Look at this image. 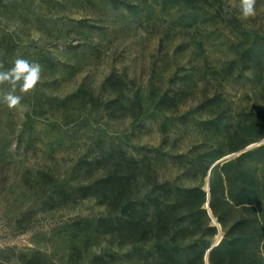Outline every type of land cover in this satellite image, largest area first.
Here are the masks:
<instances>
[{
	"label": "rangeland",
	"instance_id": "obj_1",
	"mask_svg": "<svg viewBox=\"0 0 264 264\" xmlns=\"http://www.w3.org/2000/svg\"><path fill=\"white\" fill-rule=\"evenodd\" d=\"M255 8L0 0V71L42 68L0 100V264H264Z\"/></svg>",
	"mask_w": 264,
	"mask_h": 264
},
{
	"label": "clouds",
	"instance_id": "obj_2",
	"mask_svg": "<svg viewBox=\"0 0 264 264\" xmlns=\"http://www.w3.org/2000/svg\"><path fill=\"white\" fill-rule=\"evenodd\" d=\"M256 0H240V15L241 18L247 19L256 15ZM42 68L39 63L30 62L24 58H17L14 65L7 71H0V83L8 82L10 90L0 96V100L9 108L17 106L23 107L21 95L16 94L17 84L21 81L20 85L24 92L33 89L41 78Z\"/></svg>",
	"mask_w": 264,
	"mask_h": 264
},
{
	"label": "trees",
	"instance_id": "obj_3",
	"mask_svg": "<svg viewBox=\"0 0 264 264\" xmlns=\"http://www.w3.org/2000/svg\"><path fill=\"white\" fill-rule=\"evenodd\" d=\"M200 259L202 260V257ZM177 263L178 262L175 261L174 258L171 256V257H167L165 259V263L164 264H177ZM186 264H191L188 259H186ZM199 264H202V263L200 262Z\"/></svg>",
	"mask_w": 264,
	"mask_h": 264
},
{
	"label": "water",
	"instance_id": "obj_4",
	"mask_svg": "<svg viewBox=\"0 0 264 264\" xmlns=\"http://www.w3.org/2000/svg\"><path fill=\"white\" fill-rule=\"evenodd\" d=\"M231 157H232V156L226 157V158L220 160L218 163H225V162L228 161ZM216 243H217V242H214V245H215ZM212 248H213V247H211V248L208 250V252H207V254H206V257L208 256V254L210 253V251L212 250Z\"/></svg>",
	"mask_w": 264,
	"mask_h": 264
}]
</instances>
